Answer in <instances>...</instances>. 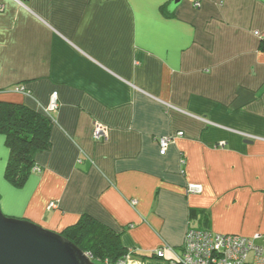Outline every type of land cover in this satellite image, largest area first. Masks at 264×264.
Instances as JSON below:
<instances>
[{"label":"crops","instance_id":"1","mask_svg":"<svg viewBox=\"0 0 264 264\" xmlns=\"http://www.w3.org/2000/svg\"><path fill=\"white\" fill-rule=\"evenodd\" d=\"M170 1L0 0V101L59 103L21 187L0 134L4 214L59 233L87 215L142 264L190 222L264 241V0Z\"/></svg>","mask_w":264,"mask_h":264},{"label":"trees","instance_id":"2","mask_svg":"<svg viewBox=\"0 0 264 264\" xmlns=\"http://www.w3.org/2000/svg\"><path fill=\"white\" fill-rule=\"evenodd\" d=\"M51 127L50 119L30 106L0 101V134L9 149L4 175L15 187H21L33 172L36 154L49 147ZM61 234L83 252H90L95 260L116 264L127 253L119 233L87 215Z\"/></svg>","mask_w":264,"mask_h":264},{"label":"built area","instance_id":"3","mask_svg":"<svg viewBox=\"0 0 264 264\" xmlns=\"http://www.w3.org/2000/svg\"><path fill=\"white\" fill-rule=\"evenodd\" d=\"M194 7L200 6V0H194ZM263 40L264 34L255 32ZM10 91L27 94L23 85L13 86ZM59 103L56 92H52L49 103L44 108V114L52 122L51 113L58 110ZM183 135V132L160 136L157 138L158 150L160 155H165L168 147L177 137ZM94 140L106 138V128L100 123H94L92 130ZM33 172H39L38 166H34ZM186 191L188 193H199L201 186L189 184ZM135 205V200L129 201ZM54 202L48 204V209L56 208ZM261 236L256 234L252 237H246L239 234H220L213 233L209 229L200 228L190 222L186 228L180 254L169 245L164 244L152 251V256L162 259L169 264H250L249 255H252L255 264H264V241H260ZM86 256L95 264H110L108 260H95L90 252H85ZM169 254V255H168ZM116 264H142L134 257L133 250H127L125 256L119 259Z\"/></svg>","mask_w":264,"mask_h":264},{"label":"water","instance_id":"4","mask_svg":"<svg viewBox=\"0 0 264 264\" xmlns=\"http://www.w3.org/2000/svg\"><path fill=\"white\" fill-rule=\"evenodd\" d=\"M181 0H172L177 5ZM0 264H95L61 233L24 218L8 216L0 207Z\"/></svg>","mask_w":264,"mask_h":264}]
</instances>
